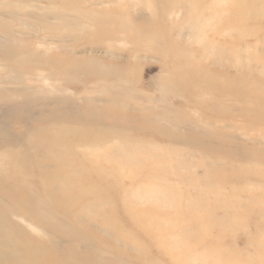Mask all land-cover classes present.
I'll return each instance as SVG.
<instances>
[{"label":"rangeland","instance_id":"rangeland-1","mask_svg":"<svg viewBox=\"0 0 264 264\" xmlns=\"http://www.w3.org/2000/svg\"><path fill=\"white\" fill-rule=\"evenodd\" d=\"M96 1L0 0V264H264V0Z\"/></svg>","mask_w":264,"mask_h":264},{"label":"bare ground","instance_id":"bare-ground-1","mask_svg":"<svg viewBox=\"0 0 264 264\" xmlns=\"http://www.w3.org/2000/svg\"><path fill=\"white\" fill-rule=\"evenodd\" d=\"M8 1L11 3H14L12 1L23 2L22 5L14 3L19 8H23L25 6H29V8L30 7L35 8V6H36L32 2H25L26 0H8ZM92 1H95V0H90V2H92ZM114 2H116V0H97L94 4H92V6H101L104 4H111ZM116 3H118V2H116ZM236 3H237V0H235V5H237ZM62 8H67V10H70L73 12L72 14L68 13V16H67L68 18L75 16L74 20L71 21L69 24H67V26H75V27L84 28V29L95 27L97 29L98 37L99 38L100 37L101 38H107V39L114 38V37H110V36H118L120 33H124L121 31L113 30L115 21H109L108 16H104V17L96 16L92 10H88V12L82 11V9L80 7H71V6L64 5ZM62 8H60V7H54L53 8L52 7L51 11H58V12L62 11L63 13H67V11H65L64 9L62 10ZM237 8L239 9V6H237ZM17 16L23 18L22 14H18ZM116 27H119V26L116 25ZM124 34L126 35L127 33H124ZM126 36L129 40L136 42V39L131 37L129 34ZM137 43L140 44L139 42H137ZM163 51H167V50L164 48ZM105 71H107V70H105ZM107 72H111L112 76H116L115 72H121V71L110 69ZM122 76L126 77L124 72L122 73ZM129 120H138V119L135 117H131Z\"/></svg>","mask_w":264,"mask_h":264}]
</instances>
